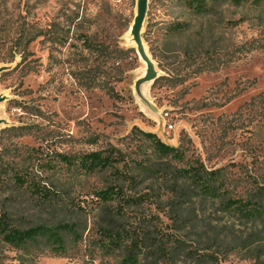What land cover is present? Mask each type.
I'll list each match as a JSON object with an SVG mask.
<instances>
[{"label":"rangeland","instance_id":"obj_1","mask_svg":"<svg viewBox=\"0 0 264 264\" xmlns=\"http://www.w3.org/2000/svg\"><path fill=\"white\" fill-rule=\"evenodd\" d=\"M139 1L0 0L8 47L22 28L35 37L24 56L0 60V150L3 134L11 165L58 197L42 205L8 186V208L18 223L78 229L65 234L61 255L42 238L29 251L5 250L3 264H120L132 240L134 264H264V215L247 218L224 203L256 199L264 211V0L206 14L175 0H146L142 11ZM175 20L190 28L167 32ZM205 61L212 66L200 70ZM138 128L184 159L153 152ZM112 146L133 181L59 156ZM194 161L221 171L217 196L180 176ZM111 230L127 232L121 248Z\"/></svg>","mask_w":264,"mask_h":264},{"label":"trees","instance_id":"obj_2","mask_svg":"<svg viewBox=\"0 0 264 264\" xmlns=\"http://www.w3.org/2000/svg\"><path fill=\"white\" fill-rule=\"evenodd\" d=\"M182 4L190 11L197 14L210 13L215 5L219 3L230 2L232 4L241 5L249 0H175ZM259 1V0H256ZM8 22V11L0 8V32L4 30V25ZM26 22V21H25ZM190 28V23L187 21H171L167 26V32L169 33H181ZM33 31L22 28L19 32L18 42L14 43V46L8 47V33L5 35L0 34V60L13 62L16 54L24 56L29 45L35 40L32 35ZM89 48H93L97 51H103V48L97 49L92 45ZM213 62L212 57L210 58ZM213 63L205 61L200 70L209 68ZM20 128H25L24 125H20ZM10 129L16 128L15 126L8 127ZM7 128V130H8ZM5 130V129H4ZM138 132L146 137L152 151L158 155L164 157H173L183 160L185 154L179 149V147L170 145L164 142L155 132L146 131L138 128ZM1 143L4 147L0 150V264H3L2 256H4L5 250L16 249L26 250L34 246L40 239L44 238L47 241L60 247L62 251H54V254L61 255L65 246V234L72 236L77 235V227L73 223L60 222L55 226L46 225L43 223L37 224H23L16 222L11 211L8 208V186L11 192H21L30 195L31 198H35L40 204L54 203L58 200L56 192L51 187H46L36 177L32 176L30 172H22L18 167H13L11 161L8 158V152L6 150V143L1 134ZM60 160L68 166L83 170L86 173H95L98 171L112 169L117 174L118 178L124 180L133 181V176L129 173L119 169L120 164L126 163V157L123 151L116 147H109L102 150H95L84 153L82 155H68L60 153ZM31 154H27L23 162L31 164ZM27 169V167H24ZM179 174L182 178L189 179L204 195L217 196L221 184L222 173L219 169H209L204 166L200 161H194L188 163L187 167L181 168ZM6 195H1V193ZM121 191H114L109 193H101L104 200L111 197V193L120 194ZM264 196L262 189L258 191V197ZM124 199L128 203H136L140 198L138 196L119 197ZM256 199H244V198H229L224 203L227 210L235 211L237 214L247 218H258L264 215V211L258 206L259 202ZM257 202V203H256ZM113 212L109 210L108 214ZM109 230V229H108ZM110 236L111 243L116 248H121L125 244V240L128 236L127 232L122 230L109 231L107 233ZM137 244L132 240L130 245H127V253L120 264H134L138 257L136 252ZM204 256V255H203ZM203 259V257L201 258Z\"/></svg>","mask_w":264,"mask_h":264},{"label":"water","instance_id":"obj_3","mask_svg":"<svg viewBox=\"0 0 264 264\" xmlns=\"http://www.w3.org/2000/svg\"><path fill=\"white\" fill-rule=\"evenodd\" d=\"M139 6H140V9L143 11L145 10V7H146V0H140L139 1Z\"/></svg>","mask_w":264,"mask_h":264}]
</instances>
